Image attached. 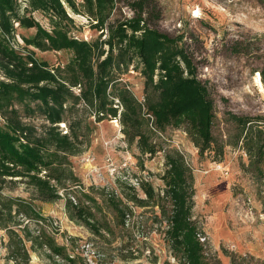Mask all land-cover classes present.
<instances>
[{"label": "rangeland", "instance_id": "obj_1", "mask_svg": "<svg viewBox=\"0 0 264 264\" xmlns=\"http://www.w3.org/2000/svg\"><path fill=\"white\" fill-rule=\"evenodd\" d=\"M73 1L77 14L66 0H60L72 19L68 35L93 44L94 67L97 57L102 61L108 53V29L138 15L148 29L171 38L182 36L181 44L194 54L199 78L207 82L214 101L213 142L201 151L185 127L154 131L153 118L144 106L146 79L137 57L127 67L113 68L115 81L107 94L114 115L98 113L81 100L85 80L70 87L74 99L65 104V121L54 126L60 135L73 133L71 142L76 135L77 139L72 155L63 154L65 174L59 180H50L57 198L42 201L37 189L50 190L29 176L8 178L3 184L5 196L20 200L41 216L36 220L12 214L9 225L21 236L25 227L31 234L32 239L24 242L29 260L11 258L7 245L3 264H178L164 240L171 203L161 199L164 155L170 149L183 156L192 174L190 223L200 244V264H264V157L259 164H250L243 148L244 131L232 119L264 115V0H146L140 11L133 0H113L103 30L93 28L95 22L82 0ZM26 8L27 4L19 0L20 16L25 15ZM32 17L44 30L51 29L42 13L33 12ZM13 29L16 51L21 55L33 52L52 74L65 75L62 69L73 58L72 51L27 46L23 38L31 40L35 29L23 28L19 23H14ZM126 34L130 36L131 31L126 29ZM158 76L156 70L154 83ZM121 86L142 106V117L155 132H149L158 148L153 157L142 156L136 142L130 143L122 132L123 107L111 94ZM24 122L38 131L49 126L36 109ZM44 175L42 171L39 176L44 179ZM148 188L153 190L151 200L146 199ZM108 194L127 207L124 224L114 209L105 205L103 199ZM41 233L64 252L53 255L49 243L38 238ZM198 235L205 237L204 244ZM5 236L8 241L6 232Z\"/></svg>", "mask_w": 264, "mask_h": 264}, {"label": "trees", "instance_id": "obj_2", "mask_svg": "<svg viewBox=\"0 0 264 264\" xmlns=\"http://www.w3.org/2000/svg\"><path fill=\"white\" fill-rule=\"evenodd\" d=\"M18 1L0 0V78H3L0 79V230L7 233L8 254L11 258L22 257L27 262L29 256L24 242L32 239L31 234L25 227L21 236L9 223L12 214L35 217L36 220H40L41 216L36 215L29 206H23L20 200L5 196L3 184L8 178L29 176L36 184L40 182L50 190L44 192L37 187L42 201L49 202L57 198V191L50 180H59L65 174L62 165L66 158L63 154L72 155L74 140L77 139L76 135L71 142L73 133L60 135L55 132L57 126H54L65 121L64 116L68 112L65 104L70 98L74 99L70 87L85 80L81 100H85L98 113L114 115L116 111L107 94L108 87H112L115 81L113 68L127 67L128 62L137 57L143 65L141 74L146 79L144 106L153 118L154 131L161 133L167 127H185L201 151L209 149L213 142L215 107L207 82L199 78L194 54L181 44V35L176 39L148 29L138 15L108 29V39L105 41L108 53L102 61L97 57L94 67L91 63L93 44L78 41L68 35L72 19L60 0H22L28 6L23 16L18 14ZM82 1L86 13L95 22L93 28L103 30L114 1ZM66 3L77 14L74 1L66 0ZM145 4L146 0H133V6L139 11ZM33 12H40L48 18L51 27L49 31L34 20ZM14 23L26 29H35L31 40L23 38L27 46L45 51L73 52V58L62 69L65 73L63 77L52 74L44 62L34 57L33 52L27 51L26 55H21L15 50L12 44ZM126 29L131 31L130 36L126 34ZM138 31L140 35H135ZM98 55H102V52ZM156 70L159 76L154 83ZM262 77L264 80V69ZM111 94L119 98L123 107L120 121L123 134L130 143L136 142L142 156L153 157L158 148L153 144L149 132H155L148 128L147 120L142 117V106L124 86L116 87ZM35 109L49 124L48 127L42 126V131L24 122L29 112ZM232 119L244 131L243 148L249 156L250 164H259L264 157V115L256 119L235 116ZM100 120L102 118H98ZM71 127L70 132L73 131ZM164 158L161 199L171 203L170 215L165 218L164 240L178 264H200V244L190 223L193 205L190 168L175 149L166 151ZM42 171H45L44 179L39 176ZM152 191L151 188L145 189L147 200L153 198ZM103 200L106 206L114 209L124 224L127 207L121 206L122 203L113 194H108ZM38 238L49 243L47 247L53 255L59 256L64 252L62 247L52 244L44 233L39 234Z\"/></svg>", "mask_w": 264, "mask_h": 264}, {"label": "built area", "instance_id": "obj_3", "mask_svg": "<svg viewBox=\"0 0 264 264\" xmlns=\"http://www.w3.org/2000/svg\"><path fill=\"white\" fill-rule=\"evenodd\" d=\"M201 244H204L206 242L205 237H201L200 235L197 236ZM7 239L5 236V231H0V264H3L4 259V252L7 248Z\"/></svg>", "mask_w": 264, "mask_h": 264}, {"label": "bare ground", "instance_id": "obj_4", "mask_svg": "<svg viewBox=\"0 0 264 264\" xmlns=\"http://www.w3.org/2000/svg\"><path fill=\"white\" fill-rule=\"evenodd\" d=\"M260 87H262L261 83L259 84Z\"/></svg>", "mask_w": 264, "mask_h": 264}]
</instances>
